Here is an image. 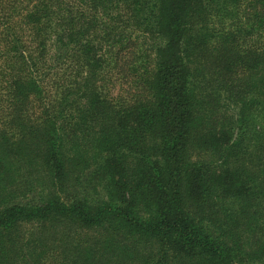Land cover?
Wrapping results in <instances>:
<instances>
[{"label":"trees","instance_id":"obj_1","mask_svg":"<svg viewBox=\"0 0 264 264\" xmlns=\"http://www.w3.org/2000/svg\"><path fill=\"white\" fill-rule=\"evenodd\" d=\"M0 264H264V0H0Z\"/></svg>","mask_w":264,"mask_h":264},{"label":"rangeland","instance_id":"obj_2","mask_svg":"<svg viewBox=\"0 0 264 264\" xmlns=\"http://www.w3.org/2000/svg\"><path fill=\"white\" fill-rule=\"evenodd\" d=\"M116 90H117V89H116ZM117 92H118V91H117ZM117 92H116V93H117Z\"/></svg>","mask_w":264,"mask_h":264}]
</instances>
